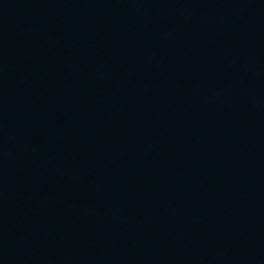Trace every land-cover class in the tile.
<instances>
[{
  "label": "water",
  "instance_id": "obj_1",
  "mask_svg": "<svg viewBox=\"0 0 264 264\" xmlns=\"http://www.w3.org/2000/svg\"><path fill=\"white\" fill-rule=\"evenodd\" d=\"M0 264H264V0H0Z\"/></svg>",
  "mask_w": 264,
  "mask_h": 264
}]
</instances>
